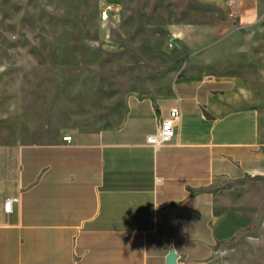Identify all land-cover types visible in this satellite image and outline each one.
<instances>
[{
    "label": "crops",
    "instance_id": "0c3cea01",
    "mask_svg": "<svg viewBox=\"0 0 264 264\" xmlns=\"http://www.w3.org/2000/svg\"><path fill=\"white\" fill-rule=\"evenodd\" d=\"M213 1L211 20L172 28L171 68L128 95L113 127L28 142L1 101L0 264H167L171 250L173 264H215L216 187L264 173V135L243 71L262 2ZM175 106L176 135L149 145Z\"/></svg>",
    "mask_w": 264,
    "mask_h": 264
},
{
    "label": "rangeland",
    "instance_id": "374dc122",
    "mask_svg": "<svg viewBox=\"0 0 264 264\" xmlns=\"http://www.w3.org/2000/svg\"><path fill=\"white\" fill-rule=\"evenodd\" d=\"M214 2L0 0V103L7 95L28 142L113 127L128 95L146 91L151 79L171 68L172 28L191 19L211 20ZM261 2L262 18L246 42L254 53L243 71L259 90L254 106L264 135ZM108 4L115 8L103 20ZM216 208L222 238L215 264H264V173L218 184Z\"/></svg>",
    "mask_w": 264,
    "mask_h": 264
},
{
    "label": "built area",
    "instance_id": "2783aa9c",
    "mask_svg": "<svg viewBox=\"0 0 264 264\" xmlns=\"http://www.w3.org/2000/svg\"><path fill=\"white\" fill-rule=\"evenodd\" d=\"M114 8L115 7L112 4L106 5L101 12V18L103 20L110 19L111 12ZM179 39H180L179 34L176 33L171 34L167 40V47L169 49L176 47L178 45ZM179 117H180V110L178 107L175 106L170 110L169 114L165 117L158 131L155 133H151L147 136L146 139L147 143L149 145L158 148L170 142L176 135V126ZM63 139L67 142H71L73 138L72 135H65ZM259 173L260 172L253 171L251 175L256 176L259 175ZM18 201H19V197H13L6 200L5 202L6 212H11L12 204Z\"/></svg>",
    "mask_w": 264,
    "mask_h": 264
},
{
    "label": "water",
    "instance_id": "95a60500",
    "mask_svg": "<svg viewBox=\"0 0 264 264\" xmlns=\"http://www.w3.org/2000/svg\"><path fill=\"white\" fill-rule=\"evenodd\" d=\"M177 255L174 250H171L169 256H168V261L167 264H173L176 262Z\"/></svg>",
    "mask_w": 264,
    "mask_h": 264
}]
</instances>
